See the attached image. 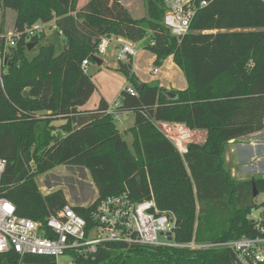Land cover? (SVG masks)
I'll list each match as a JSON object with an SVG mask.
<instances>
[{
    "label": "trees",
    "instance_id": "obj_1",
    "mask_svg": "<svg viewBox=\"0 0 264 264\" xmlns=\"http://www.w3.org/2000/svg\"><path fill=\"white\" fill-rule=\"evenodd\" d=\"M202 1L194 0L190 32L178 38L164 24L165 0H146L147 16L141 19L122 0H89L83 7L79 0H0L4 11L17 14L14 30L55 21L65 46L59 55L53 44L41 46L29 58L28 48L46 35L23 37L14 47L0 41V159L7 162L0 199L12 202L19 217L45 222L69 205L62 190L43 194L37 183L65 166L88 171L97 188L93 205L73 206L90 226L96 204L127 192L136 203L154 200L175 220L178 244L257 236L250 216L260 210L264 218V202L258 203L264 177L236 180L226 156L231 141L264 131V0H214L200 8ZM104 36L143 42L155 54V65L172 58L187 80V89L168 91L158 82L141 84L132 61L119 64L117 71L137 94L123 90L119 98L118 111L135 115L127 131L131 146L106 101L94 111L80 110L96 91L82 65L93 62ZM158 123L183 124L207 137L189 144L182 156ZM77 264L239 263L228 248L107 243Z\"/></svg>",
    "mask_w": 264,
    "mask_h": 264
},
{
    "label": "built area",
    "instance_id": "obj_2",
    "mask_svg": "<svg viewBox=\"0 0 264 264\" xmlns=\"http://www.w3.org/2000/svg\"><path fill=\"white\" fill-rule=\"evenodd\" d=\"M165 1L169 10L164 24L174 36L183 38L190 32L198 5L194 0ZM213 1L203 0L199 7H206ZM51 30L59 31L62 35L55 21L37 22L22 32L13 30L0 35V41L14 47L23 37L46 35L47 31ZM115 40H117L115 37H102L95 56L101 58L107 55L110 45ZM137 55L135 45L130 42L120 43L118 53L120 63L134 62ZM90 63L89 60L83 62L85 72L88 71ZM152 73L157 75L159 69L154 68ZM124 90L131 96L137 95L133 88L126 87ZM120 107L121 100L118 99L114 106L108 108L107 113L117 120ZM174 128L177 130L176 138L167 137L184 156L188 152L194 132L183 124ZM6 167V160L0 159V178ZM31 167L36 169L34 163ZM250 219L256 221L258 234L255 237H243L239 240L209 245L195 243L181 245L174 238L176 227L174 219L161 213L154 200L136 203L127 192L108 197L96 204L90 214L91 226L73 210L71 205L50 216L45 222H38L19 217L12 202L0 199V264H36L31 260L33 257L50 259L44 264H77L80 257L96 254L99 247L107 243L190 249L228 248L236 252L239 264H264V218L260 215L256 218L252 214ZM66 256H69V260L61 263L60 259Z\"/></svg>",
    "mask_w": 264,
    "mask_h": 264
},
{
    "label": "rangeland",
    "instance_id": "obj_3",
    "mask_svg": "<svg viewBox=\"0 0 264 264\" xmlns=\"http://www.w3.org/2000/svg\"><path fill=\"white\" fill-rule=\"evenodd\" d=\"M88 0H79V7H83ZM122 2L128 6L130 13L136 19H141L147 16L146 0H122ZM16 12L12 10L4 11L0 5V35L8 34L14 30V24L16 20ZM119 43L125 44L130 42L124 38H116ZM131 44L135 45L138 55L135 58V67H137V76L145 78L147 83L158 82L162 87L168 89V91L177 90L182 84H186L187 80L183 71L174 63L172 58H168L162 65H155V54L147 49L143 42H137ZM53 44L56 49V54L59 55L64 50V37L59 34V31L51 30L47 31L46 39L38 46H36L31 52H29V58L35 57L40 50L41 46ZM116 44V43H115ZM114 43L110 46L108 54L102 56L101 59L104 65L101 67L96 63L91 62L87 74L93 80L96 91L88 101V106L95 109L99 106L101 100L107 101L109 105L114 106L116 101L120 98L121 91L126 87L133 88L134 84L128 81V78L121 72L117 71L120 62L117 61V46ZM116 65V66H115ZM154 68L159 69V74L154 75L151 71ZM138 81L139 78L137 77ZM164 81V82H163ZM117 128L122 133L124 140L131 146L133 136L131 133H127L128 130L135 125V115L133 113H119V117L116 120ZM165 136L170 138H176V128L169 126H159ZM162 128V129H161ZM194 136L191 143L202 144L207 137L203 131H193ZM250 140L241 138L237 140L235 145L228 146L226 156V166L230 169L232 176L236 180H241L243 169L242 166H254L257 162L255 160L242 163L239 159V154L235 153L234 159L229 156L232 149L236 150L239 145H249ZM37 170L34 169L33 172ZM37 183L43 194H49L57 190H62L71 206H91L98 198V191L93 183L91 175L88 171L76 168H68L65 166L56 167L55 169L39 176ZM44 188V190H43ZM264 202V194L258 198V203ZM254 217L260 215V210L253 212ZM69 260V256L62 257L61 263H66Z\"/></svg>",
    "mask_w": 264,
    "mask_h": 264
},
{
    "label": "crops",
    "instance_id": "obj_4",
    "mask_svg": "<svg viewBox=\"0 0 264 264\" xmlns=\"http://www.w3.org/2000/svg\"><path fill=\"white\" fill-rule=\"evenodd\" d=\"M89 1V0H88ZM87 1V2H88ZM123 3V2H122ZM124 4V3H123ZM125 7L128 8L127 5L124 4ZM130 11V10H129ZM131 12V11H130ZM116 46H117V58H118V53H119V50H120V43L119 41L115 40L113 42ZM112 43V44H113ZM111 44V45H112ZM110 45V46H111ZM118 61V60H117ZM135 61V60H134ZM103 65H104V62H103ZM116 66V65H115ZM133 72L135 74H137V67H135V62H133ZM152 72V71H151ZM160 73V72H159ZM158 73V74H159ZM139 81L141 84L142 83H147L145 82V78H142V77H139ZM164 82V81H163ZM162 87V85H161ZM165 88V87H163ZM167 89V88H165ZM187 89V83L186 84H182L180 85V87L177 88V90H185ZM168 90V89H167ZM122 92V91H121ZM101 102V101H100ZM107 102V101H106ZM108 103V102H107ZM100 104V103H99ZM109 104V103H108ZM111 106V105H109ZM98 108V106L93 109V108H90L88 106V103L82 107L80 110L81 111H86V112H89V111H94ZM158 125L161 127V126H169V127H173V126H177L179 124H174V125H171V124H164V123H158ZM162 129V128H161ZM163 130V129H162ZM200 132V131H199ZM204 132V131H203ZM206 132H204L205 134ZM244 139H248L250 140V143L249 145H239L238 148L236 150L232 149V151L229 153V156L232 158V160L234 159V155L235 153H238L239 154V159L242 163H247L248 161H253L255 160V162H257L256 164H254V166H248L246 165L245 166H242L240 168L243 169V172H241L242 174V178L241 180H248V179H251L253 177H264V131L260 132V133H257L255 135H251V136H248V137H245ZM206 140V139H205ZM239 140V139H238ZM237 142V140L235 141H231L230 144L228 146H231V145H235ZM203 143V142H202Z\"/></svg>",
    "mask_w": 264,
    "mask_h": 264
},
{
    "label": "water",
    "instance_id": "obj_5",
    "mask_svg": "<svg viewBox=\"0 0 264 264\" xmlns=\"http://www.w3.org/2000/svg\"><path fill=\"white\" fill-rule=\"evenodd\" d=\"M35 47V45H32V46H30L29 48H28V51L29 52H31L32 51V49ZM93 62L94 63H96L98 66H102L103 65V61H102V59L101 58H99V57H93ZM27 94V93H26ZM257 195V194H256ZM170 240H172V238H170Z\"/></svg>",
    "mask_w": 264,
    "mask_h": 264
}]
</instances>
